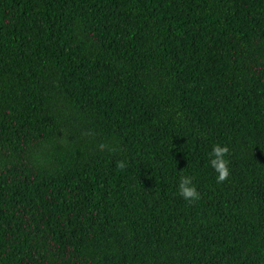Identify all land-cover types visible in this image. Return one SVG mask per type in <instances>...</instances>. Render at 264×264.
Returning a JSON list of instances; mask_svg holds the SVG:
<instances>
[{
  "label": "trees",
  "instance_id": "trees-1",
  "mask_svg": "<svg viewBox=\"0 0 264 264\" xmlns=\"http://www.w3.org/2000/svg\"><path fill=\"white\" fill-rule=\"evenodd\" d=\"M0 264H264V0H0Z\"/></svg>",
  "mask_w": 264,
  "mask_h": 264
},
{
  "label": "clouds",
  "instance_id": "clouds-1",
  "mask_svg": "<svg viewBox=\"0 0 264 264\" xmlns=\"http://www.w3.org/2000/svg\"><path fill=\"white\" fill-rule=\"evenodd\" d=\"M100 149L103 151L105 149V145H101ZM229 155V146L227 144L220 143L215 144L209 153L210 165L217 173V183L226 182L231 175V161L228 158ZM126 166V162L123 160L117 162V167L120 170L125 169ZM193 179L194 178L192 176L183 174L179 178L178 193L185 201L195 202L201 198V193L198 191Z\"/></svg>",
  "mask_w": 264,
  "mask_h": 264
}]
</instances>
